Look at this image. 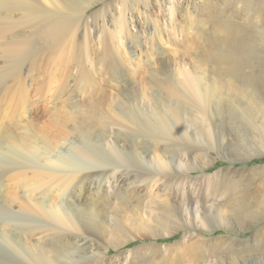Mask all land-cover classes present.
<instances>
[{
  "label": "rangeland",
  "instance_id": "1",
  "mask_svg": "<svg viewBox=\"0 0 264 264\" xmlns=\"http://www.w3.org/2000/svg\"><path fill=\"white\" fill-rule=\"evenodd\" d=\"M25 1L48 21L49 17L58 16L72 24L71 40L65 46L53 50L42 48L22 65L21 77L27 95L24 101L30 99L29 119H36L34 126L53 135L57 131L72 133L74 124L66 121L64 106L86 99L85 117L91 115L89 122L94 128L100 125L101 115L104 122L109 121L106 120L109 115L116 118L125 112L140 124L136 128L141 127V133L133 140L129 134L123 138L126 145L134 143L158 155L188 153L190 161L199 167L184 172L169 169L166 174L156 175V187L150 185L135 201L127 198V185L114 188V184L106 183L101 191L93 186L89 195L98 210L106 211L107 203L114 207L135 204L150 221L145 236L108 249L103 262L114 264L122 254L118 264H264V152L234 161L226 156L227 151L242 145V139L238 143L239 127L245 122L242 116L253 111V102L262 103L264 108V0ZM26 21L28 24H19L15 32L37 42L34 23L30 19ZM123 29L128 31L122 37ZM11 37L8 34L6 39ZM149 41L154 44L150 51ZM111 46L114 50L120 48L115 63L109 56H102L105 47ZM131 72L134 87L119 94L114 86L122 79L129 81ZM185 75L200 80L199 85L207 90L206 96L202 95V108L217 124L211 125L215 133L209 144L204 141L199 114L190 101L177 95L175 81ZM6 86L7 103L15 104V99L21 98V91L11 80ZM95 88L99 90L93 92ZM37 89L39 103L34 110L33 96ZM156 90L176 112L170 117L179 116L185 126L192 128L193 142L174 146L156 143L144 132L142 123L132 118V113L140 107L131 111V105L140 103L141 99L148 104L147 108L142 107L146 111L157 105ZM227 100L233 101L235 108ZM54 117L63 128L53 126ZM183 117L188 121L183 122ZM247 129L256 132L250 126ZM218 138L224 141L220 148H217ZM233 170L253 176L243 185L246 200H231L224 205L223 211L228 216L226 227L216 221L201 223V208L210 210L207 204L220 201L216 194L209 196L208 182L232 177ZM134 171L138 172L129 168L127 173ZM141 187L145 188L143 184ZM154 195L161 198L151 197ZM173 202L182 211L190 209V214L181 216L180 222L174 211L165 207L175 205ZM121 228L127 229L126 223ZM218 241L220 250L213 254ZM195 249L203 255L191 257ZM103 262L94 257L79 264Z\"/></svg>",
  "mask_w": 264,
  "mask_h": 264
},
{
  "label": "bare ground",
  "instance_id": "2",
  "mask_svg": "<svg viewBox=\"0 0 264 264\" xmlns=\"http://www.w3.org/2000/svg\"><path fill=\"white\" fill-rule=\"evenodd\" d=\"M51 17L48 21L25 0H0V264H79L94 257L103 262L108 249L119 248L136 237L145 236L149 232L150 221L135 204L114 207L107 203L106 211L98 210L89 195L93 186L101 191L106 183L114 184V188L127 185V198L135 201L150 185L156 187V175L166 174L169 169L184 172L185 169L199 168L190 161L188 153L163 152L158 155L134 143L126 145L123 138L129 134L133 140L141 133V127L136 128L135 125L140 124L127 117L125 112H120L116 118L109 115L106 117L109 121L104 122L101 115L100 125L94 128L89 122L91 115L85 117L86 99L68 102L64 106L66 121L74 124L71 126L72 133L57 131L53 135L34 126L36 119H29L30 99L27 103L24 101L27 95L23 89L22 65L42 48L53 50L65 46L72 36V24L68 19ZM26 19L34 23L37 42L15 32L16 26L27 23ZM124 31L120 32L122 37ZM8 34L12 37L6 39ZM147 45L149 51L153 50V41ZM119 53V47L115 50L113 46L105 47L102 56H109L115 63ZM37 73L40 80L39 70ZM129 77V81L122 79L114 86L119 94L134 87L132 72ZM8 80L13 81L21 91V98L15 99V104L7 103ZM33 80L36 82V77ZM175 82L177 95L190 101L199 114L204 141L209 144L212 133H215L211 125L216 127L217 124L202 108V95L206 96L207 90L191 76ZM98 90L95 88L93 92ZM156 93L157 105L148 111L144 99L131 105V111L140 107L132 113V118L142 123L144 132L156 143L174 146L193 142L192 128L188 124L185 126L179 116L174 115L172 119L170 115L176 112L170 109L167 101H163L165 98L160 92L156 90ZM37 96L38 89L33 96L34 110L39 103ZM226 102L234 107L233 101ZM253 104V111L242 116L245 122L239 127L238 143L241 139L243 143L226 152L229 160L264 152V108L262 103L254 101ZM167 116L172 119L171 122ZM54 120L53 126L63 128L57 124L56 117ZM184 121L188 119L183 117ZM249 126L256 132L248 130ZM223 145L224 141L218 138L217 148ZM129 168L138 172L127 173ZM233 173L232 177L210 179L208 182L209 196L216 194L220 196V201L210 206L207 204L210 210L201 208V223L216 221L221 227H226L228 216L223 211L224 205L231 200H246L243 185L246 186L253 176L240 175L238 170H233ZM141 184L145 188H140ZM121 195L125 196V193ZM174 204L165 207L171 208L180 222V217L190 214V209L183 208L185 211H182ZM193 218L191 214L190 221ZM124 223L127 229L122 230ZM132 232L134 236H131ZM215 244L213 254L218 253L221 247L219 241ZM200 255L203 253L195 249L190 256L196 258ZM122 258L119 254L113 263L118 264Z\"/></svg>",
  "mask_w": 264,
  "mask_h": 264
}]
</instances>
